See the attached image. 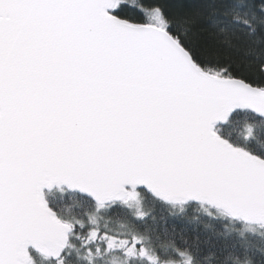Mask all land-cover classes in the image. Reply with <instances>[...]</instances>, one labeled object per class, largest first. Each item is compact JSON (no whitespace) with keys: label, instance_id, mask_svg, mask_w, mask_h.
Masks as SVG:
<instances>
[{"label":"snow or ice","instance_id":"1","mask_svg":"<svg viewBox=\"0 0 264 264\" xmlns=\"http://www.w3.org/2000/svg\"><path fill=\"white\" fill-rule=\"evenodd\" d=\"M186 8L0 0V264H37L30 247L48 264H160L135 224L124 234L100 224L117 206L142 218L141 189L264 223L255 127L242 144L227 131L249 113L264 122V0ZM201 30L241 41L261 80L221 62ZM54 186L94 211L60 217L44 192Z\"/></svg>","mask_w":264,"mask_h":264},{"label":"trees","instance_id":"2","mask_svg":"<svg viewBox=\"0 0 264 264\" xmlns=\"http://www.w3.org/2000/svg\"><path fill=\"white\" fill-rule=\"evenodd\" d=\"M204 0H143L148 6H161L172 15L186 13L187 5L203 3ZM128 15L137 16L135 9ZM197 42L212 46L221 62L231 60L240 74L257 82L261 80L255 71L256 62L250 57L245 45L237 40L234 46H225L209 31L195 34ZM243 115L242 113L240 114ZM253 114L237 117L227 131L237 143H243L246 127H255V143L250 145L258 154L264 155V122L254 120ZM141 200L143 217L134 220V209L117 206L105 214L101 227L114 233H127L135 224L141 235L161 258L160 264H264V227H247L235 222L225 214L200 206H171L150 196L145 191ZM50 208L65 220L83 218L94 211L91 203L82 195L66 190L46 194ZM185 255H178L176 250ZM37 264H48L31 251ZM87 264V262H83Z\"/></svg>","mask_w":264,"mask_h":264},{"label":"water","instance_id":"3","mask_svg":"<svg viewBox=\"0 0 264 264\" xmlns=\"http://www.w3.org/2000/svg\"><path fill=\"white\" fill-rule=\"evenodd\" d=\"M55 190H66V191H68L69 193L81 195L79 192L69 191V190H67V189H63V188H61V187H59V186H54V187H53L52 189H50V190H47V189L44 190V192H45V196H46L47 193H52V192H54ZM141 190H142V191H145V192H146L147 194H149L150 196L156 198V197L153 196L150 192H147L146 189H141ZM156 199H158L159 201H161L162 203H164V204H166V205H171V206H187V205H191V204H194V205H200V206H205V207H208V208L214 209V210L219 211V212H221V213L224 214V212H223L221 209L215 208V207H213L212 205L207 204V203H200V202H198V201H189L188 203L183 204V205H181V204H175V205H174V204H170V203L164 202V201L160 200L159 198H156ZM48 204H49V203H48ZM49 207H50V206H49ZM226 216H228V215H226ZM228 217L231 218L233 221H235V222H240V223H242L244 226H247V227H264V223L245 222V221L240 220V219H235V218H233V217H231V216H228ZM29 251H30V253H31V251L35 252V250H34L33 248H31V247L29 248ZM35 253H36V252H35Z\"/></svg>","mask_w":264,"mask_h":264},{"label":"rangeland","instance_id":"4","mask_svg":"<svg viewBox=\"0 0 264 264\" xmlns=\"http://www.w3.org/2000/svg\"><path fill=\"white\" fill-rule=\"evenodd\" d=\"M183 264H185V262H183Z\"/></svg>","mask_w":264,"mask_h":264}]
</instances>
